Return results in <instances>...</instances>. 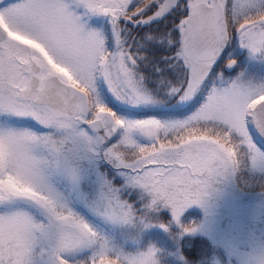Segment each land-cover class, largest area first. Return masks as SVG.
Instances as JSON below:
<instances>
[{
  "label": "snow or ice",
  "instance_id": "obj_1",
  "mask_svg": "<svg viewBox=\"0 0 264 264\" xmlns=\"http://www.w3.org/2000/svg\"><path fill=\"white\" fill-rule=\"evenodd\" d=\"M0 264H264V0H0Z\"/></svg>",
  "mask_w": 264,
  "mask_h": 264
}]
</instances>
